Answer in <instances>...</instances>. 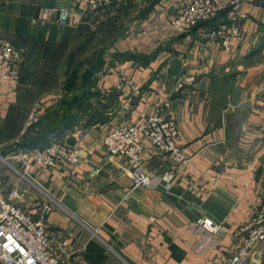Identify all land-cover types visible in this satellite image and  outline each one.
<instances>
[{"label":"crops","instance_id":"0c3cea01","mask_svg":"<svg viewBox=\"0 0 264 264\" xmlns=\"http://www.w3.org/2000/svg\"><path fill=\"white\" fill-rule=\"evenodd\" d=\"M150 1L135 0V12L108 45L71 125L49 139L77 147L78 164L44 168L31 161L25 168L13 158L28 150L8 147L24 126L12 139L2 132L19 103V83L0 76L1 191L8 197L17 190L13 200L34 219L43 218L53 242H67L70 261L226 264L241 242L233 233L264 207V0L241 5L245 17L230 53L209 37L206 23L185 33L171 30V13L187 0H158L135 17ZM70 3L0 0V37L13 45L23 37L70 38L75 27L57 24L54 13L39 17ZM224 10L216 23L227 22ZM59 97L45 92L31 105L40 102L42 115ZM166 98L185 161L172 163L147 144L141 166L157 178L131 189L132 163L109 156L103 136L111 125L139 122ZM200 219L222 230L208 235L196 224ZM241 264H264V242Z\"/></svg>","mask_w":264,"mask_h":264},{"label":"built area","instance_id":"2783aa9c","mask_svg":"<svg viewBox=\"0 0 264 264\" xmlns=\"http://www.w3.org/2000/svg\"><path fill=\"white\" fill-rule=\"evenodd\" d=\"M113 1L123 0H71L70 5L44 9L39 17L45 20L49 14L54 13L57 24L72 25L76 28L87 23L88 14L98 12L101 15H98L96 21H88L90 27L95 28L104 19L105 6ZM250 1L252 0H230L225 5L221 0H187L171 13V30L176 34L185 33L197 23L215 17L226 7L227 22L209 30L207 34L210 38L218 40L223 50L230 53L234 39L240 35L241 20L245 17V13L240 10L241 5ZM22 60L21 49L15 48L7 39L0 38V76L17 81ZM169 107L170 99L166 98L139 122L111 125L103 136V146L109 156H123L132 163L131 189L149 186L157 178V175L143 171L141 166V155L147 144L172 163L185 161L177 126L172 118L167 116ZM41 109L40 102L31 105L24 128L38 122ZM13 158L24 162L25 168L31 161L44 168H59L64 164L76 165L80 162L78 148L55 137L44 146L30 148L14 155ZM98 172L99 169L91 170L93 175ZM171 176L169 174L168 178ZM1 186L0 176V264H83L81 261L69 260L73 252L67 248L66 241L51 240L42 217L34 219L25 208L13 200L17 193L15 188L5 197ZM196 224L208 235L222 230L220 225L207 219H200ZM233 234L239 237L241 242L226 259V264H241L258 243L264 242V207Z\"/></svg>","mask_w":264,"mask_h":264},{"label":"trees","instance_id":"16d2710c","mask_svg":"<svg viewBox=\"0 0 264 264\" xmlns=\"http://www.w3.org/2000/svg\"><path fill=\"white\" fill-rule=\"evenodd\" d=\"M157 1L151 0L135 17L145 16ZM136 6L135 0L113 1L105 6L104 19L95 28L90 27L88 21H93V17L88 14L87 23L80 24L75 28L73 36L57 43L26 37L18 39L20 41L15 45L11 43L21 49L23 60L17 80L19 103L11 108L9 118L2 127L6 138H14V133L23 128L32 101L52 91L50 87L53 86L59 68H62L59 74L62 82L56 84L60 97L55 104L45 109L38 122L23 129V133L16 138L18 141L8 146L10 150L42 147L51 136L71 125L69 120L73 113L82 106L83 92L91 88L94 74L103 68L108 45L123 33L124 21L131 18ZM224 11L227 14V8ZM218 15L199 23H206L210 29H215L221 24L215 22ZM209 22H212L211 26ZM80 80L86 83V87L85 91L77 94L75 92L80 89Z\"/></svg>","mask_w":264,"mask_h":264},{"label":"rangeland","instance_id":"374dc122","mask_svg":"<svg viewBox=\"0 0 264 264\" xmlns=\"http://www.w3.org/2000/svg\"><path fill=\"white\" fill-rule=\"evenodd\" d=\"M123 1H124V0H123ZM98 15H101V14L98 13V12L91 14V17H93V21H92V20H89V22H90V23H91V22L93 23L94 21H96ZM0 38L6 39L5 37H0ZM15 48H16V47H15ZM17 49H18V48H17ZM61 71H62V68H59V69L57 70V77H56L55 81L53 82V86L50 87V88L52 89V92H56V93H58V89L56 88V87H57L56 84L62 82V77L59 75V74H61ZM57 79H58V80H57ZM80 84H81L80 89H79L78 91L75 92V93H77V94H79V93H81V91L85 90L84 88L86 87V83L83 84L82 80H80ZM82 85H83V86H82ZM49 92H50V91H49ZM40 116H41V115H40ZM39 119H40V118H39ZM6 161H8V160H6ZM0 163H3V162L0 161ZM10 165H11V164H10Z\"/></svg>","mask_w":264,"mask_h":264},{"label":"bare ground","instance_id":"6f19581e","mask_svg":"<svg viewBox=\"0 0 264 264\" xmlns=\"http://www.w3.org/2000/svg\"><path fill=\"white\" fill-rule=\"evenodd\" d=\"M67 128V127H66Z\"/></svg>","mask_w":264,"mask_h":264}]
</instances>
